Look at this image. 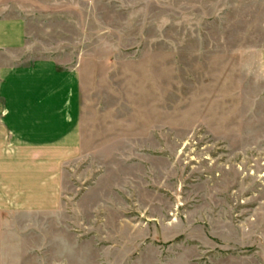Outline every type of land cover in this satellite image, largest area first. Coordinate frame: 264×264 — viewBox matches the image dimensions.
Returning a JSON list of instances; mask_svg holds the SVG:
<instances>
[{
  "label": "rangeland",
  "instance_id": "rangeland-1",
  "mask_svg": "<svg viewBox=\"0 0 264 264\" xmlns=\"http://www.w3.org/2000/svg\"><path fill=\"white\" fill-rule=\"evenodd\" d=\"M28 22L27 59L81 74L84 140L52 208L0 210V264H264V0Z\"/></svg>",
  "mask_w": 264,
  "mask_h": 264
},
{
  "label": "crops",
  "instance_id": "crops-1",
  "mask_svg": "<svg viewBox=\"0 0 264 264\" xmlns=\"http://www.w3.org/2000/svg\"><path fill=\"white\" fill-rule=\"evenodd\" d=\"M96 0H0V210L52 208L65 165L82 152L83 88L76 67L26 58L28 19L94 11ZM17 11V12H16ZM245 53L264 81V41Z\"/></svg>",
  "mask_w": 264,
  "mask_h": 264
}]
</instances>
